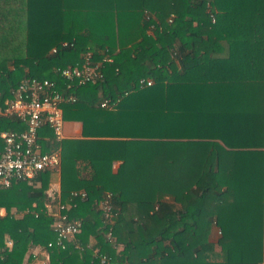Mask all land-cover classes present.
Returning a JSON list of instances; mask_svg holds the SVG:
<instances>
[{
	"label": "trees",
	"instance_id": "trees-1",
	"mask_svg": "<svg viewBox=\"0 0 264 264\" xmlns=\"http://www.w3.org/2000/svg\"><path fill=\"white\" fill-rule=\"evenodd\" d=\"M86 50L111 60L102 81L74 86L76 101L62 103L82 134L60 142L58 197L81 218L84 248L47 246L46 170L39 186L0 188V264H33L36 247L47 264H264V0H0V107L27 76L63 88L57 69ZM22 127L0 116V155L1 132ZM40 135L48 150L46 124ZM79 189L84 199L70 195ZM107 191L116 247L99 206Z\"/></svg>",
	"mask_w": 264,
	"mask_h": 264
},
{
	"label": "built area",
	"instance_id": "built-area-1",
	"mask_svg": "<svg viewBox=\"0 0 264 264\" xmlns=\"http://www.w3.org/2000/svg\"><path fill=\"white\" fill-rule=\"evenodd\" d=\"M152 28L153 25H150L149 33ZM72 45V42L67 41L61 43L63 47ZM55 51L56 48H52V52ZM110 60L111 58L107 55H104L101 60H94L92 51L86 50L75 63L57 69L59 77L64 81L63 88L60 89L54 80L27 76L11 89L10 98L5 101L3 108L0 107V116L14 117L22 123L23 127L20 130H7L1 133L3 150L0 155V188L8 187L18 180L34 182L38 174L46 170L59 171L60 142L65 137L62 103L76 101V96L71 91L74 86L102 81L104 79L103 62ZM154 81L153 77H142L138 80L137 86L139 88L150 86ZM123 94H128V90ZM119 99V97L103 98L98 106L109 108ZM45 124L51 130L52 137L49 142L50 148L43 151L39 141L40 131ZM70 195L84 199L86 192L72 190ZM46 196L50 200L46 207L47 212L53 217L52 228L55 234L54 239L49 241L47 246L64 249L68 242H72L75 247L84 248V244L78 238L82 227L81 218L76 216L69 218L67 211L70 205L58 200L59 189L54 183H50ZM52 203L55 205L53 206ZM99 206L104 220L109 224L105 237L113 247H116L113 243L111 225L116 213L113 211L111 192L107 191L103 194ZM4 244L10 249L12 240L6 237ZM85 246L92 250L93 255L97 256L101 263L109 260L110 257L101 254L99 248L93 246L92 242H87Z\"/></svg>",
	"mask_w": 264,
	"mask_h": 264
},
{
	"label": "crops",
	"instance_id": "crops-1",
	"mask_svg": "<svg viewBox=\"0 0 264 264\" xmlns=\"http://www.w3.org/2000/svg\"><path fill=\"white\" fill-rule=\"evenodd\" d=\"M227 2H229V1H227ZM63 131H64V135H65L64 139L80 138L81 134H82V125L79 121H65ZM119 163H120V161H118V160H116L112 163V171H115L118 168ZM76 165L80 169L81 175L89 174V173H87V172H90L89 167L84 168L85 166H87L86 161L78 160ZM50 183H54L58 187L59 193H60V168H59V171L54 172L52 174V180L50 181ZM50 183H49V185H50ZM39 184H40L39 181H35L36 186H39ZM79 190H84V189H79ZM10 213L14 216H17V217L21 216L23 214L21 211L20 212L17 211V209L14 207L11 208ZM4 214H6V210L4 207H1L0 208V215H4ZM218 234H219L218 232L213 233L211 239L213 241H216ZM31 253L33 254V257H34L33 264H47L48 258H49L47 251H45L42 248L36 247V248H33L31 250Z\"/></svg>",
	"mask_w": 264,
	"mask_h": 264
}]
</instances>
